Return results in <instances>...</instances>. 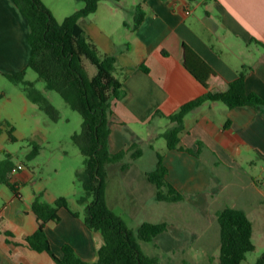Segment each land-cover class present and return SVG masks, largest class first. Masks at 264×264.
<instances>
[{"label":"crops","instance_id":"1","mask_svg":"<svg viewBox=\"0 0 264 264\" xmlns=\"http://www.w3.org/2000/svg\"><path fill=\"white\" fill-rule=\"evenodd\" d=\"M40 1L57 21L83 6L75 0ZM138 6L143 18L135 26ZM78 23L102 52L115 59L114 75L122 84L123 95L111 106L108 149L111 154H124L104 166L106 204L113 213L117 209L129 217L152 218L156 187L147 179L149 171L135 161L147 152L150 156L158 152L154 143L162 135L160 123L166 120L168 128L167 116L207 91L224 90L242 69L246 93L264 101V0H103ZM28 33L27 21L13 0H0L1 74L25 69ZM183 44L215 75L197 81L183 66ZM155 112L162 116H153ZM183 129L179 144L186 151L168 150L166 145L159 150L167 170L165 180L181 200L159 203L173 204L170 214L185 217L197 230L174 219L156 222L167 225L153 241L171 254L168 261L174 260L173 251L183 253L195 242L203 248L217 246L216 230L212 236L207 232L214 229L216 213L225 207L242 210L249 220V210L254 214L264 207V159L260 157L264 155V107L228 108L221 102H205L183 118ZM5 135L0 130V138ZM137 150L140 155L132 158ZM124 157L132 158L131 162L122 163ZM8 178L18 195L0 183L10 190L0 189V264H55L48 253L36 251L26 241L37 229L31 211L37 194L24 198L20 187L31 173L22 166L16 173L9 171ZM81 214L60 207L46 222L44 231L55 258H61L62 247L69 245L78 258L96 262L103 237L85 226Z\"/></svg>","mask_w":264,"mask_h":264},{"label":"trees","instance_id":"2","mask_svg":"<svg viewBox=\"0 0 264 264\" xmlns=\"http://www.w3.org/2000/svg\"><path fill=\"white\" fill-rule=\"evenodd\" d=\"M82 8L57 22L40 0H13L14 5L26 19L29 33L27 43L30 48L25 69L7 78L21 86L24 96L52 120H57L56 109L37 92L33 83L24 80L26 69L34 71L44 83L45 90L56 92L69 108L82 119L80 132L71 139L84 158L83 170L75 173L83 195L77 199L83 206L80 215L85 226L99 231L104 244L98 250L94 263L78 258L69 245L62 247V257L55 258L49 249L45 235L46 222L55 217L60 207H67L64 198H57L52 204L35 197L31 211L37 219L36 231L26 237V241L36 251L48 253L55 264H159L156 257L142 253L139 242H152L166 231L165 223L142 222L135 230L128 228L123 220L115 215L105 201V164L122 158L123 152L111 154L108 149V136L112 116V102L123 95L121 80L114 75L116 61L102 52L83 32L79 19L94 13L103 0H75ZM118 1V0H112ZM143 18L140 6L137 7L135 26ZM182 63L185 69L200 83L215 73L185 44L182 45ZM245 70L239 71L237 78L222 91H207L202 96L181 105L167 116L168 128L161 135L168 150L186 151L179 144L183 132V118L194 112L205 102H221L228 108L239 106L264 107V101L254 93H246L244 86ZM153 116H162L155 112ZM8 137L13 139L12 129ZM140 151L132 154V158ZM155 165L146 173L147 179L156 187L157 202H178L180 195L166 182V168L162 155L155 152ZM264 159V155H260ZM0 183L18 195L15 185L7 177L11 165L1 163ZM79 216L78 213H75ZM219 227V257L217 264H240L254 250L251 241L252 224L245 213L236 208L225 207L216 213ZM209 262L213 263L212 257ZM181 264H186L182 262ZM254 264H264V253Z\"/></svg>","mask_w":264,"mask_h":264},{"label":"rangeland","instance_id":"3","mask_svg":"<svg viewBox=\"0 0 264 264\" xmlns=\"http://www.w3.org/2000/svg\"><path fill=\"white\" fill-rule=\"evenodd\" d=\"M7 75L13 74L0 73V130L6 133L3 138H0V146L3 149V152L0 153V171L4 170L1 163L7 165L20 163L31 173L30 180L20 186L23 188L21 194L24 198L32 195L33 192H36L41 201L62 197L68 208L83 212V206L77 202V199L83 195V189L80 182L76 180L75 173L83 170L84 158L71 139L72 135L80 132L81 116L71 110L56 92L45 90L44 83L38 79L34 71L26 69L24 80L33 83L34 89L56 109L58 118L55 121L52 120L24 96L21 86L11 82ZM167 124L166 120L160 123L162 134L167 129ZM149 127H153V124ZM10 128L13 139L8 137L7 131ZM164 147L165 141L160 136L156 139L154 148L160 152L159 150ZM131 160L130 157H124L122 163H130ZM135 163H142L145 170L152 171L155 165L154 154L150 156L147 152L142 159L136 160ZM7 177H9V172H7ZM0 189L10 192L1 184ZM173 207V204L159 203L153 198L152 218L143 215L129 217L117 209L114 210V214L120 217L128 228H133L132 230H135L144 221L172 222V219L179 220L181 224L191 230H197L192 227L191 222L186 221L185 217L172 216L169 209ZM248 212L250 220L253 222L252 243L254 250L240 264H254L264 253V207L254 214L251 213L252 210ZM187 218L189 219V217ZM215 230L218 234L217 246L203 248L199 242H195L187 246L183 253L181 250L173 251L175 254L173 261H168L171 254L158 249L154 241L153 244L151 242H139V244L142 253L156 257L159 264H181L182 262L191 264V259L195 264H201L204 260L209 261L210 257L214 262L209 263L217 264L219 257L217 222H215L214 229L207 233L212 236Z\"/></svg>","mask_w":264,"mask_h":264},{"label":"built area","instance_id":"4","mask_svg":"<svg viewBox=\"0 0 264 264\" xmlns=\"http://www.w3.org/2000/svg\"><path fill=\"white\" fill-rule=\"evenodd\" d=\"M21 169H22V166L17 165L16 167H13L10 172L13 174V173L20 171Z\"/></svg>","mask_w":264,"mask_h":264}]
</instances>
